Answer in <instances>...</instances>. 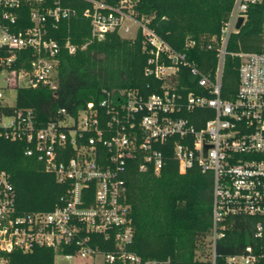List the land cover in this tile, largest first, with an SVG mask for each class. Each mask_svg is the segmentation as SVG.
I'll return each instance as SVG.
<instances>
[{"label":"built area","instance_id":"1","mask_svg":"<svg viewBox=\"0 0 264 264\" xmlns=\"http://www.w3.org/2000/svg\"><path fill=\"white\" fill-rule=\"evenodd\" d=\"M87 1L82 14L90 18V40H102L114 29L128 31L125 19L132 20L148 54L144 74L158 78L160 88L151 93L138 87L103 89L97 103L88 101L75 114L61 107L55 118L36 127L33 109L16 107L6 92L56 86L60 52L74 53L78 45L68 38L61 42L51 31L77 8L66 0H0V133L23 139L25 153L68 186L67 196L52 210L20 212L11 175L0 170V264H9L10 253L36 246L52 248L54 258L91 264H171V258H143L130 250L134 227L123 177L130 160L138 162L140 172L158 175L169 147L180 174L197 167L213 176L210 249L197 250L195 259L257 264L264 259V245L223 256L216 242L232 216L256 217L254 237H264V51L234 52L240 58L237 88L231 97L221 94L228 38L239 30L240 16L245 22L249 5L262 0H233L220 30L213 78L161 37L149 25L150 17L133 15L136 0ZM185 44L191 47L194 41ZM182 67L200 91L182 84ZM198 108L212 111L201 127L194 123L201 117L194 113Z\"/></svg>","mask_w":264,"mask_h":264},{"label":"trees","instance_id":"2","mask_svg":"<svg viewBox=\"0 0 264 264\" xmlns=\"http://www.w3.org/2000/svg\"><path fill=\"white\" fill-rule=\"evenodd\" d=\"M66 1L77 8V13L62 21L51 34L61 42L70 39L78 48L74 53L66 48L60 52L56 86L16 87L15 106L32 108L36 127L55 118L61 107L75 114L88 101L97 103L104 95L103 89L138 87L151 93L160 88L158 78L144 74L148 54L143 49L140 29L134 38L124 37L114 29L102 40H90V18L82 14L90 2ZM232 3L233 0H136L133 15L137 19L150 17L149 25L161 37L174 49L186 51L213 78L220 30ZM187 40L194 44L185 47ZM210 43L212 47H208ZM239 51H264V0L249 5L245 22L228 38L221 76L224 97H231L237 88L240 58L233 53ZM180 73L186 89L200 91L192 85L194 78L188 69L182 67ZM194 113L201 116L194 121L197 127L212 115L211 110L201 108ZM25 147L23 139H10L0 133V170L11 175L18 211H50L62 203L68 186L46 172L41 160L26 154ZM165 154L158 175L140 172L136 160L128 161L123 177L134 227L129 248L143 258H171V264H211L196 260L195 255L212 225V173L192 167L180 174L170 147ZM256 220L250 216L228 217V228L216 242V252L223 256L241 253L247 245L259 251L264 237H254ZM8 258L9 264H54V250L36 246L28 253L14 251ZM217 262L223 264L222 258L218 257ZM257 264H264V259Z\"/></svg>","mask_w":264,"mask_h":264},{"label":"rangeland","instance_id":"3","mask_svg":"<svg viewBox=\"0 0 264 264\" xmlns=\"http://www.w3.org/2000/svg\"><path fill=\"white\" fill-rule=\"evenodd\" d=\"M129 23L131 25V28L128 31H125L124 29H122V31L120 29H118V31L120 32V34L124 37H128V38H134L135 37V28H136V24L130 20L129 18L125 19V23ZM8 99L11 103H13L15 101V95H16V89L15 88H10L7 90L6 92ZM199 249L198 250V254L200 252V249L203 250L204 252L209 251L210 247H209V240L207 239V237H205L204 239L201 240V242H199ZM72 263H79V264H91L89 259H81V258H77L74 261H69L67 259H64L61 256H56L54 258V264H72Z\"/></svg>","mask_w":264,"mask_h":264},{"label":"water","instance_id":"4","mask_svg":"<svg viewBox=\"0 0 264 264\" xmlns=\"http://www.w3.org/2000/svg\"><path fill=\"white\" fill-rule=\"evenodd\" d=\"M242 24H243V17L240 16V17L237 19L236 27H237V28H240V27L242 26Z\"/></svg>","mask_w":264,"mask_h":264}]
</instances>
